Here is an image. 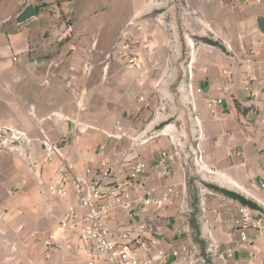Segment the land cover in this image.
<instances>
[{
  "label": "crops",
  "instance_id": "crops-1",
  "mask_svg": "<svg viewBox=\"0 0 264 264\" xmlns=\"http://www.w3.org/2000/svg\"><path fill=\"white\" fill-rule=\"evenodd\" d=\"M83 1L0 0V129L25 132L36 164L35 170L29 169L31 165H26L17 152L0 150V264H82L63 251L55 252L50 260L42 257L43 239L56 225L64 207L58 200L44 195L38 189V181L48 182L54 178L62 159L78 169L96 162L98 146L106 138L102 139V136L96 145L85 136L74 137L72 147H55L61 155L55 163H41L46 155L47 141L43 140L44 137L52 144L58 138V131L64 133L66 127L74 131L83 126L86 129L95 127L75 119L71 102L61 99L68 97L67 89L64 93H55L44 88L46 84L50 86L57 81L58 75L52 67L60 66L62 60L38 55L57 49L51 39L57 40L64 25L50 30L47 22L54 21L61 12L78 17L91 14L102 17L105 14L106 7L98 4L99 0H89L87 4ZM29 4L35 7L37 17L18 23L19 14ZM258 4H264V0ZM261 10L257 19L264 17V7ZM43 28L50 30L51 34L45 31V39L41 40L39 36ZM254 37L253 45H242L239 55L221 58L220 64L212 67L211 75H203L195 81L197 89H202L197 86L198 81L207 82L206 89H203L207 102L223 100L222 106L210 108L214 115L207 123L203 143L204 164L208 170L206 176L210 180L205 182L215 192L210 193L211 196L205 195L208 202L200 200L197 203V214L192 220L191 214L195 211L185 200L188 188L186 178L182 176L177 183L182 202L172 201L170 195L163 209L153 211L150 226L159 234L160 247L166 252L181 253L184 246L192 243L191 236L196 234L201 242L197 245L204 244V250H201L205 253L208 231L222 244H229L230 240L237 244L239 234L233 219L237 216L238 204L258 210L255 205H245L240 199L252 200L264 208V189L261 187L264 183V33L258 25ZM40 59L46 62L37 64ZM254 111L258 114L255 115ZM118 124L122 125L120 122L114 126ZM29 170L34 171L33 176ZM153 180L152 176L149 187L169 186V179L167 182L158 180L157 185ZM161 192H164V187L157 194ZM236 194H240L237 195L240 199L233 196ZM194 224L198 225L199 234L195 232ZM182 236L184 241L180 240ZM256 245L263 250L264 239L258 238ZM254 253L249 248L231 264H249L250 261L263 264L262 254H257L256 259L250 258ZM183 257L180 254L162 264H185Z\"/></svg>",
  "mask_w": 264,
  "mask_h": 264
},
{
  "label": "rangeland",
  "instance_id": "rangeland-1",
  "mask_svg": "<svg viewBox=\"0 0 264 264\" xmlns=\"http://www.w3.org/2000/svg\"><path fill=\"white\" fill-rule=\"evenodd\" d=\"M98 4L106 7L102 17L61 12L54 21L47 22L50 30L57 25L58 29L64 25L63 29L71 26L73 30L63 42L58 41L59 35L57 40L51 39L57 47L54 52L38 55L62 60L60 66L52 67L57 81L52 88L49 84L44 88L55 93L67 89L68 97L62 101L71 102L79 123L95 128L83 126L74 131L66 127V132L58 131L52 144L44 137L45 147H72L68 139L83 136L98 145L106 138L105 132L115 135L114 125L121 122L128 135L117 146L119 155L154 163L161 152L177 154L170 166L168 184L177 186L182 176L186 178L185 200L194 208L193 220L197 203L208 202L205 195L215 192L205 182L210 180L203 158L207 123L214 114L203 93L207 82L198 81L197 86L202 88L199 94L195 81L211 75L221 58L239 55L242 45L254 44L257 17L264 4L256 0H99ZM50 30L43 28L39 38L45 39L44 32L51 34ZM6 133L2 140L11 137V131ZM128 136H142L148 143L131 149ZM0 150L15 153L14 149ZM29 171L33 176L34 171ZM153 181L158 184L156 176ZM171 200L182 202L174 195ZM193 226L199 234L198 225ZM191 237L192 243H201L196 234ZM203 246L200 244L202 250Z\"/></svg>",
  "mask_w": 264,
  "mask_h": 264
},
{
  "label": "built area",
  "instance_id": "built-area-1",
  "mask_svg": "<svg viewBox=\"0 0 264 264\" xmlns=\"http://www.w3.org/2000/svg\"><path fill=\"white\" fill-rule=\"evenodd\" d=\"M261 1L256 0L257 3ZM72 30L71 26L66 27L58 36V41L67 40ZM196 92L201 94L202 90L196 89ZM207 105L209 108L222 106L223 100L208 101ZM254 114L258 113L254 111ZM14 130L0 129V147L14 149L22 161L35 168L30 140L25 133ZM115 130V135L105 132L106 139L96 151V162L78 169L62 159L54 178L48 182L42 179L38 181V189L44 195L58 200L64 207L56 225L43 239L42 257L45 260H50L55 252L63 251L73 255L82 264H162L180 254L184 256L185 262L189 261L188 264H231L250 248L255 252L250 258L262 254L264 264V248L261 250L256 245L258 238L264 239V208L255 210L240 204L237 216L233 219L239 234L237 244L233 240L229 244H222L208 231L205 253L194 243L184 246L181 253L162 250L159 234L149 221L153 211L165 207L170 195L179 198L181 193L176 191L177 186L163 184L164 192L158 196L157 191L162 187H149L148 183L152 176L167 182L171 163L177 154L172 156L161 152L154 163L130 158L126 154L121 156L116 149L124 142L128 132L120 124ZM6 131H11L12 135L2 140ZM73 138L68 139L69 145ZM128 139L131 149L148 143L142 136H128ZM45 149L42 164H53L57 161V155L61 157L55 147L46 145ZM261 187L264 189V183ZM249 264L254 263L250 261Z\"/></svg>",
  "mask_w": 264,
  "mask_h": 264
},
{
  "label": "water",
  "instance_id": "water-1",
  "mask_svg": "<svg viewBox=\"0 0 264 264\" xmlns=\"http://www.w3.org/2000/svg\"><path fill=\"white\" fill-rule=\"evenodd\" d=\"M37 17V11L35 7L32 4L27 5V7L19 14L17 18L18 23H23L28 20H31L33 18ZM257 25L259 30L264 33V17L257 19ZM46 62L44 59H40L37 61V64L43 65Z\"/></svg>",
  "mask_w": 264,
  "mask_h": 264
},
{
  "label": "trees",
  "instance_id": "trees-1",
  "mask_svg": "<svg viewBox=\"0 0 264 264\" xmlns=\"http://www.w3.org/2000/svg\"><path fill=\"white\" fill-rule=\"evenodd\" d=\"M234 197H237V198H239L240 199V197H238L237 195H233ZM241 200V202L243 203V204H245V205H253V204H251V202H249V201H246V200H244V199H240Z\"/></svg>",
  "mask_w": 264,
  "mask_h": 264
}]
</instances>
